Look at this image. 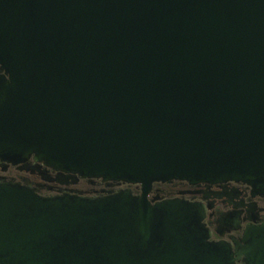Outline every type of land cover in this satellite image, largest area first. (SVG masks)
<instances>
[{
  "label": "water",
  "instance_id": "1",
  "mask_svg": "<svg viewBox=\"0 0 264 264\" xmlns=\"http://www.w3.org/2000/svg\"><path fill=\"white\" fill-rule=\"evenodd\" d=\"M0 162L139 184L0 182V264H264V224L213 241L155 182L264 193V0H0Z\"/></svg>",
  "mask_w": 264,
  "mask_h": 264
},
{
  "label": "flooded vegetation",
  "instance_id": "2",
  "mask_svg": "<svg viewBox=\"0 0 264 264\" xmlns=\"http://www.w3.org/2000/svg\"><path fill=\"white\" fill-rule=\"evenodd\" d=\"M2 181L31 186L44 196L66 192L97 196L127 189L136 195L143 193L139 184L81 178L46 168L32 167L26 171L21 166L0 162ZM148 198L151 202L183 200L202 204L206 208L205 223L212 232L213 241L232 242V238H241L249 225L264 224V193L243 182H155Z\"/></svg>",
  "mask_w": 264,
  "mask_h": 264
}]
</instances>
